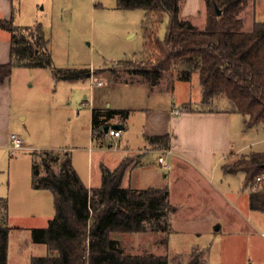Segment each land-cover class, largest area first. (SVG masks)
Instances as JSON below:
<instances>
[{
  "label": "rangeland",
  "instance_id": "374dc122",
  "mask_svg": "<svg viewBox=\"0 0 264 264\" xmlns=\"http://www.w3.org/2000/svg\"><path fill=\"white\" fill-rule=\"evenodd\" d=\"M15 4L20 12L18 23L23 26L35 22L42 25L54 68H90L94 73L93 87L99 82L107 83L104 88L95 87L96 99L106 97L113 109L131 110L129 128L121 143L128 141L131 149H149L143 154L140 167V160L135 155L125 160L128 168L137 167L131 179L135 185L141 189L164 185L169 189V201L174 207L169 234L154 233L150 229L145 233L114 234L120 239L124 251L156 255L166 252L170 264L187 263L192 254L199 256L201 264H229L230 260L236 261L240 257V252L244 256V247H240L241 250L236 248L232 255L228 245L230 235L245 227L244 216L240 213L248 202V190L243 188L244 173L225 174L223 168L230 160H222L215 166L216 173L212 179L215 185H221L223 192L218 193L213 184L192 168L171 163L169 156L152 152L148 141L141 135V113L135 110L161 112L174 108L175 111L183 105L221 110L232 104L225 97L223 105L214 101L202 103L198 73L189 80H183L178 79L177 72H166L161 79V87L151 86L150 89L148 85L141 84L143 79L136 72L146 60L141 55L144 10L119 9L116 0H15ZM202 5V1L182 0L180 17L203 29L206 13ZM242 18L246 30L254 21L263 20L264 0H257L256 5L247 7ZM168 22L166 15L157 26L159 38L165 36ZM151 29L155 32L156 27ZM24 33L30 34L29 31ZM31 33L34 41L36 32ZM122 80L129 81V85L109 84L110 81L118 83ZM9 89L11 119L7 127L8 136H20L25 147L12 150L11 139L0 141V198L8 200L10 264H15L17 257V264H30L32 254L41 256L47 253L45 245L32 244L31 230L46 227L55 214L52 192L46 189L37 193L32 187L34 153L68 152L74 169L84 184L91 187V183L93 186L98 183L100 154L108 167L116 165L119 139L114 141L110 150L97 149L92 143L90 111L93 91L90 79L61 81L55 78L50 68H15ZM243 118L239 114L233 117V151L240 153L235 160L251 152L264 153L263 126L246 130L242 127ZM160 156L165 157L170 169L158 162ZM36 159L44 175L43 160ZM45 161L58 171L60 161L52 162L50 158ZM166 173H169L167 178L164 177ZM234 202L238 203V209ZM36 211V217L29 215ZM166 237L167 249L163 245ZM173 256L176 257L174 262L171 260Z\"/></svg>",
  "mask_w": 264,
  "mask_h": 264
},
{
  "label": "trees",
  "instance_id": "16d2710c",
  "mask_svg": "<svg viewBox=\"0 0 264 264\" xmlns=\"http://www.w3.org/2000/svg\"><path fill=\"white\" fill-rule=\"evenodd\" d=\"M122 10H144L142 28L146 58L136 72L150 86L157 85L166 72H177L178 79L189 80L198 73L202 86V103L225 97L234 112L246 118V127H264V19L254 21L249 30L240 17L248 0H204L206 24L200 29L180 17L182 0H116ZM222 11L217 15L216 9ZM169 22L163 38L157 26L165 16ZM152 27H156L152 32ZM0 29L11 34V58L0 65V84L10 78L15 68H50L57 80L89 79V69L54 68L41 24L19 27L13 20L0 17ZM34 29V31H32ZM30 32L26 35L24 32ZM36 32L35 40L33 34ZM120 82H128L122 80ZM184 106V110H188ZM128 110H92V136H106L105 126L118 116L128 117ZM152 145L167 149L169 134L148 138ZM63 155V156H62ZM36 158L43 160L45 174ZM60 161L58 171L51 163ZM128 169L125 161L111 170L101 168V184L88 188L76 170L68 152L34 153L32 186L50 190L54 197L55 215L48 225L32 229L34 243L44 244L48 253L35 256L30 264H170L168 255L128 254L114 234L154 233L168 235L170 216L174 211L169 189L149 187L134 190L123 187ZM228 174L244 173L243 188L248 190L249 208L264 213V153L251 152L224 168ZM8 204L0 198V264H8ZM166 237L165 243H167ZM176 257H172L175 261ZM201 264L192 254L187 263Z\"/></svg>",
  "mask_w": 264,
  "mask_h": 264
},
{
  "label": "crops",
  "instance_id": "0c3cea01",
  "mask_svg": "<svg viewBox=\"0 0 264 264\" xmlns=\"http://www.w3.org/2000/svg\"><path fill=\"white\" fill-rule=\"evenodd\" d=\"M183 1L187 2V1H193V0H183ZM195 1H202L203 9H205L204 0H195ZM256 2L257 0H248V3L246 4L245 8L240 13V17L242 18V14L245 12V9L247 7L256 5ZM15 6H16L15 0H0V17L6 20H13V23L15 22V25L19 27H35L36 25L40 24V23L35 22L32 25L23 26L20 23H18V16L20 12ZM182 11H183V8L181 7L180 13H182ZM15 14L17 15L15 16ZM244 28H245V25H244ZM133 56H137V55H133ZM10 58H11V34L6 30L0 29V65L8 63L10 61ZM9 80L10 78L6 79L2 84H0V141L1 142H4V140L5 141L10 140V135L8 136V132H7L8 123L11 119V110H10L11 109L10 108L11 96H10V89H9ZM74 81H77V80H74ZM128 82L115 83L113 81H110L109 84L110 85L120 84L123 86H128L129 85ZM160 82L161 80L159 81L157 85H154V86L161 87V85L163 84H160ZM106 84L107 83L105 81L102 83V85H98L95 87L104 88L105 86H107ZM141 84H146V86L148 85L151 89V86L147 84L145 81L142 80ZM95 87H92L93 97L91 101L92 107L90 111V131H91L92 143L97 149L102 150L104 148H107L108 150H110L114 145V141L117 139L119 140H118V147L116 149V153H117L116 165H114L113 167H108L103 162V159H102L103 156L100 154L99 158L101 159H99L100 164H99V170H98L99 171L98 183L96 186H93V183H91L92 184L91 187H88V188H97L100 186L101 168L103 166L113 170L119 164L124 162L127 158L135 155L140 160L139 166H138L140 167L142 165V161L144 160L143 154L149 151V149H141V148L131 149L127 145L128 141H126V144L121 143L123 134L127 132L129 128L128 121L131 115V110H128L129 114L126 119H122L121 117L116 116L110 120V123H109L110 126L113 124H120L123 126V128L120 129L121 134L119 137L110 138L109 136L106 135L97 141L93 139L92 110L95 107H98L100 109H113L111 103L108 102L106 97H104L101 100L99 97L96 99ZM212 101L220 105H223L225 103L224 97H216ZM85 102L87 101L85 100ZM184 106H187L189 109L184 110ZM173 109L174 108H168L167 110L161 111V112H154L151 109H135L136 111H139V113H141L139 121H140V126L142 128L141 129L142 137L145 139V141H148L149 137L164 136V135L169 134L170 143L167 149L160 148L157 145H152L148 141L150 150L152 152L162 153L163 155L169 156L170 158L169 160H172L171 163L177 162L182 166L192 168L195 172H197L202 177H204V179H206L209 183L213 184L215 190L218 193L219 192L222 193L223 191L221 190V187H220L221 185L220 184L218 186L215 185L212 179L216 173V171L214 170L215 166H218V164L222 160L228 159L230 161L227 165L224 166L225 168L229 164H232L233 162H235L236 155L240 154L237 151H233L234 149L233 117L235 114H238V113L234 112L232 107L229 106V104H227L226 109H221V110L220 109H196V108L191 107L190 105H183V107H181L180 110L174 111ZM113 110L120 111V110H127V109L117 107V108H114ZM12 113H13V110H12ZM22 118L23 117H21V119ZM245 123H246V118L244 117L242 127H244L246 130L251 129V128H247ZM244 133H246V131ZM120 146H122V148H120ZM24 147H25V143H24ZM93 153L94 151L92 152V154ZM160 157H163V156H160ZM163 158L165 160V163L160 162L159 159H158V162L160 164H163L164 167H166L165 166V164L167 165L166 159L165 157ZM135 168L133 167V168L127 169L122 185L125 188H132L134 190H143L141 188H138L135 185V183L131 180L132 174ZM166 168L167 169L171 168L169 163ZM224 168H223V172L225 174H228L225 172ZM168 175L169 173H166L164 174V177L167 178ZM31 182H32V179H31ZM150 187H165V186L161 185V186H150ZM35 190L38 193L39 191L46 190V189H35ZM223 195L225 196L224 193ZM248 196H249V192L247 193V198ZM169 198H170V194H169ZM7 204H8V200H7ZM233 204L238 209L239 207L238 203L234 202ZM7 212H8L7 221L9 222V211ZM240 213L244 216L245 227L235 230L230 235L228 245L230 248V253L232 255L236 248L241 250L240 247L242 248L244 247L246 249V252L244 249V256L243 254L241 255V252H240V257L236 261L230 260L229 264H264V213L251 210L249 208V202H247L246 208H244V210H242ZM37 214H38L37 211L29 213L31 217H36ZM218 229H220V227ZM31 234H32V230H31ZM9 239H10V234H9ZM117 239L120 240L119 238ZM241 243L242 244L244 243V246H242ZM9 244H10V240H9ZM32 244L33 245H44V244L34 243L33 241H32ZM167 244L168 243L163 244L165 246V249H167ZM9 249H10V245H9ZM9 253L10 252H8V264H10ZM35 256H39V255L32 254L29 257V259L31 260V258ZM41 256H45V255H41ZM25 257L28 258V255H26ZM15 262H16L15 264L19 262L18 257L16 258Z\"/></svg>",
  "mask_w": 264,
  "mask_h": 264
},
{
  "label": "built area",
  "instance_id": "2783aa9c",
  "mask_svg": "<svg viewBox=\"0 0 264 264\" xmlns=\"http://www.w3.org/2000/svg\"><path fill=\"white\" fill-rule=\"evenodd\" d=\"M93 76H94V73L92 72V75H91V77L89 78L92 87H93V85H94V81H92ZM97 84H98V85H102L101 82H99V83H97ZM177 114H178V112H177ZM120 134H121V131H120V130H117V129H114V128H111V127H109V130H108V132L106 133V135L109 136L110 138H117V137L120 136ZM10 139H11V143H12V150H21V149L24 148V143H23V140L21 139L20 136L15 135V134H11V135H10ZM159 161L162 162V163H165V160H164L163 157H160ZM165 166L167 167L166 164H165ZM263 178H264V176H262V177H258V178H257V181H260V180L263 179Z\"/></svg>",
  "mask_w": 264,
  "mask_h": 264
},
{
  "label": "water",
  "instance_id": "95a60500",
  "mask_svg": "<svg viewBox=\"0 0 264 264\" xmlns=\"http://www.w3.org/2000/svg\"><path fill=\"white\" fill-rule=\"evenodd\" d=\"M216 13H217V15H221V14H222V11H221L220 9L217 8V9H216ZM109 127L114 128V129H117V130H120V129L123 128V126L120 125V124H113V125H111V126H105V128H104L105 133L108 132ZM218 228H219V227H217V229H218Z\"/></svg>",
  "mask_w": 264,
  "mask_h": 264
}]
</instances>
